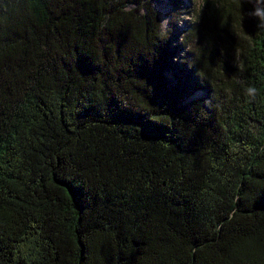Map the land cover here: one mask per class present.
I'll use <instances>...</instances> for the list:
<instances>
[{
  "label": "trees",
  "instance_id": "1",
  "mask_svg": "<svg viewBox=\"0 0 264 264\" xmlns=\"http://www.w3.org/2000/svg\"><path fill=\"white\" fill-rule=\"evenodd\" d=\"M204 7L179 60L151 0H0V264H264V0Z\"/></svg>",
  "mask_w": 264,
  "mask_h": 264
},
{
  "label": "rangeland",
  "instance_id": "2",
  "mask_svg": "<svg viewBox=\"0 0 264 264\" xmlns=\"http://www.w3.org/2000/svg\"><path fill=\"white\" fill-rule=\"evenodd\" d=\"M247 1L250 2V0ZM151 5L159 19L161 31L170 26L174 28V33L178 35V41L185 35L189 37L190 42L182 47V50L179 51V55L177 56V59L180 60L187 51H192L194 40L197 41L202 38L204 29L199 23V17L205 8L204 0H151ZM193 27L196 28L195 31ZM242 34L241 28L239 35L242 36ZM231 43L227 37L222 43V45H226L225 53L230 60V57H236L233 50L234 46ZM202 96V92H195L184 99L183 103H186L188 100L201 98Z\"/></svg>",
  "mask_w": 264,
  "mask_h": 264
}]
</instances>
